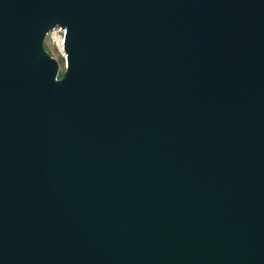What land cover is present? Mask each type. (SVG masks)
Here are the masks:
<instances>
[{"label":"water","instance_id":"1","mask_svg":"<svg viewBox=\"0 0 264 264\" xmlns=\"http://www.w3.org/2000/svg\"><path fill=\"white\" fill-rule=\"evenodd\" d=\"M0 264H264V0H0Z\"/></svg>","mask_w":264,"mask_h":264},{"label":"rangeland","instance_id":"2","mask_svg":"<svg viewBox=\"0 0 264 264\" xmlns=\"http://www.w3.org/2000/svg\"><path fill=\"white\" fill-rule=\"evenodd\" d=\"M65 33L61 28L54 29L46 38L45 47L47 51L55 57L60 63V75L66 69V56L63 50Z\"/></svg>","mask_w":264,"mask_h":264}]
</instances>
